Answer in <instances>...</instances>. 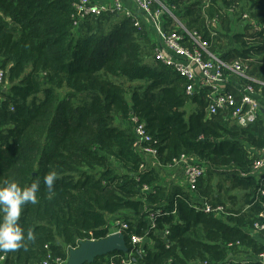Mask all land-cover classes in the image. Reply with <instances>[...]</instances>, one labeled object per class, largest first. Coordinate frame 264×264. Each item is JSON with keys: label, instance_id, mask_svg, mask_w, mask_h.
Instances as JSON below:
<instances>
[{"label": "trees", "instance_id": "16d2710c", "mask_svg": "<svg viewBox=\"0 0 264 264\" xmlns=\"http://www.w3.org/2000/svg\"><path fill=\"white\" fill-rule=\"evenodd\" d=\"M76 1L0 0L6 82L0 87V186L10 180L21 187L40 184L38 202L25 205L19 221L35 238L6 253L2 264H57V257L66 264L67 248L106 237L109 216L122 211L130 213L117 218L129 224V248L130 233L148 237L140 264H236L243 247L254 258L238 264H262L264 244L253 230L264 219V180L252 170L248 145L264 146V119L240 126L223 112L208 115L207 92L186 94L185 79L156 60V43L143 24L115 13L76 27ZM171 1L183 4L178 13L210 42L214 55L243 60L264 82V0L251 4L250 32L232 26L246 0ZM246 82L264 93L262 85ZM139 124L154 139L158 166L196 157L209 175H227L228 193L241 190L243 205L226 207L217 193L214 199L200 191L214 207H224L206 212L175 186L164 193L158 170L145 167L137 148ZM51 171L57 179L49 191L43 178ZM204 177L201 190L209 188ZM116 253L122 254L86 264H107Z\"/></svg>", "mask_w": 264, "mask_h": 264}, {"label": "built area", "instance_id": "2783aa9c", "mask_svg": "<svg viewBox=\"0 0 264 264\" xmlns=\"http://www.w3.org/2000/svg\"><path fill=\"white\" fill-rule=\"evenodd\" d=\"M76 17L74 26L79 27L88 19L98 18L107 14H123L135 21L136 24H149L157 35V44L154 56L167 67L178 72L186 81L185 92L188 96L207 92L208 115L223 112L227 118L240 126H248L255 123L264 111L261 103V91L255 84L247 83L246 80L255 82L264 87V82L258 81L249 74V66L241 59L226 61L210 51V42L203 38L196 30L188 28L178 19L168 5L162 0H77L74 3ZM167 16L172 27L164 21ZM239 77L241 83H232L230 76ZM5 78V71L0 68V87ZM232 84L237 92L228 89ZM1 128V127H0ZM137 148L146 155L151 156L157 164V150L150 143L154 141L143 124L136 129ZM144 143V144H143ZM183 165L185 179L192 190H197L200 180L206 175V168L194 160L191 156L183 155L170 166ZM146 167V166H145ZM264 169V146L257 150V156L253 160L252 170L254 173ZM264 180V175L261 176ZM264 182V181H263ZM264 195V183L260 190ZM198 203V202H197ZM196 203V205H197ZM201 206L206 212H222V205L213 206L208 201H201ZM158 214L161 212L158 211ZM260 216L264 217L262 212ZM156 213L150 212L148 218L151 228L156 229ZM108 235L123 233L126 237V229L129 224L124 219H117ZM256 230L264 231V219L254 224ZM166 233H169L167 230ZM107 235V236H108ZM146 234L130 233L132 249L127 252L112 254L107 264H140L138 257L142 256V246L146 243ZM6 258V253L0 252V264ZM264 264V251L258 256ZM67 261V260H66ZM57 264H64L60 257ZM41 264H51L45 259Z\"/></svg>", "mask_w": 264, "mask_h": 264}, {"label": "clouds", "instance_id": "9594fccd", "mask_svg": "<svg viewBox=\"0 0 264 264\" xmlns=\"http://www.w3.org/2000/svg\"><path fill=\"white\" fill-rule=\"evenodd\" d=\"M57 173L51 171L43 178L44 185L51 191ZM40 190L38 181H33L27 186L21 187L14 180L5 182L0 186V252H15L25 247V240H33L34 233L25 229L20 224V218L24 206L27 204L35 205L38 202L37 193Z\"/></svg>", "mask_w": 264, "mask_h": 264}, {"label": "rangeland", "instance_id": "374dc122", "mask_svg": "<svg viewBox=\"0 0 264 264\" xmlns=\"http://www.w3.org/2000/svg\"><path fill=\"white\" fill-rule=\"evenodd\" d=\"M163 1V0H162ZM166 4L169 5H172V6H175L176 7V12H173V14L178 18L180 19V21L186 25V21L185 19L180 15V13H178L179 11V8L183 6V4H174V2H172L171 0H165ZM164 2V1H163ZM253 0H246V2H241L239 5H238V9L236 10V17L235 19L232 21L233 22V29L234 30H241V31H245V32H250V31H254V29H250V28H246V25L251 21V14H250V11L252 10L251 9V4H252ZM180 12V11H179ZM238 15H240V17H238ZM165 21L169 22V19L167 16H165ZM145 23V22H144ZM143 24V23H142ZM148 26H146V25ZM143 24L144 27H146V29L151 33L152 35V41L154 43L157 42V38H156V35L154 32H151L150 30L152 29V27L145 23ZM187 26V25H186ZM222 27V24L221 22L219 23V29ZM153 30V29H152ZM226 41V40H224ZM154 59V56L152 55V57H149V60H153ZM5 83L6 82H3V84H1V87L2 86H5ZM195 107V105H193ZM191 107L189 106L188 110L190 109ZM143 161H144V164L146 167H154L158 170V173H159V181H158V184L162 187V189L164 190V193H167V186L168 185H171L172 187L174 186V180H173V175H174V169H172V167L168 166V167H161V166H158V164H156L153 159L151 158V156L149 155H146V154H143L141 155ZM196 159V158H195ZM197 160V159H196ZM206 177H204L203 181L207 182L206 179H208V185H209V188L207 189H203L202 190L200 189V191H202V193L208 195L209 197H215V193L219 194V193H222V195L225 193L228 194V189H226L227 185L230 184V180L228 179L227 175L226 174H213V175H209V173L207 172ZM227 177V178H226ZM225 191V192H224ZM221 201V200H219ZM223 202V201H222ZM225 203V201H224ZM226 205V203H225ZM226 207H230L229 205L226 206ZM127 214H130L128 211H122L121 213H118L117 215L115 216H109V228H112L115 221H116V218H119V217H124L125 218V215ZM115 220V221H114ZM70 248H67V252L69 251ZM244 250H240L239 253H243ZM107 256V255H105ZM96 260V259H95ZM95 262V261H94Z\"/></svg>", "mask_w": 264, "mask_h": 264}, {"label": "crops", "instance_id": "0c3cea01", "mask_svg": "<svg viewBox=\"0 0 264 264\" xmlns=\"http://www.w3.org/2000/svg\"><path fill=\"white\" fill-rule=\"evenodd\" d=\"M129 2H130V0H127V3L128 4H129ZM164 21H165V17H164ZM165 22H166V24L168 26H170V27L173 26V24L170 23V20H169V22H167V21H165ZM150 31L153 32L152 29ZM156 38H157V35H156ZM156 44H157V42H156ZM230 78H231L232 83H234V82L237 83V84L238 83H241V81H240L241 79L239 77L235 76V75H231ZM230 85L233 87L232 84H230ZM262 95H264V93H262ZM261 103L264 106V96L261 98ZM196 107H198V106L196 105ZM259 119H264V111H263V113H262V115L260 116ZM248 148H249V151H248L249 154L251 156H255L256 157L257 156V150L251 148L249 145H248ZM193 158H194L195 161H197L196 160L197 159L196 157H193ZM170 167H172V169H174V175H173L172 178L174 180L173 183H174L175 188H178V190H181L183 193L190 194L191 199L193 201H195V202H198L199 204H200L201 201H207L205 197L201 196L200 189L199 188H197V190L194 191L187 184V181L185 179V172H184L183 165H176V166H170ZM254 174L257 175V177H261L262 175H264V169H262L260 172L254 173ZM229 185L230 184L227 185L226 189L229 188ZM216 196L218 197V200H221V202L222 201L223 202L225 201L226 206L229 205L230 207L231 206L232 207H240L241 205H243V202H244L243 192L241 190H238V189L230 190V193H228L226 195H225V193L223 195H222V193H219V194H216ZM116 220H117V218H116ZM115 224L116 223H114V225ZM253 233L255 235V238L259 242H261V243L264 244V231H262V230H255L254 229L253 230ZM242 249L244 250V252L243 253H239V251H240L239 250L237 252L236 256H235V259L234 260H235L236 264H238V263H240L242 261L252 260L254 258L253 251L251 250L250 247H246V248L243 247Z\"/></svg>", "mask_w": 264, "mask_h": 264}, {"label": "water", "instance_id": "95a60500", "mask_svg": "<svg viewBox=\"0 0 264 264\" xmlns=\"http://www.w3.org/2000/svg\"><path fill=\"white\" fill-rule=\"evenodd\" d=\"M128 250L123 233H113L100 239H86L80 241L79 246L70 247L66 264L93 263L98 257Z\"/></svg>", "mask_w": 264, "mask_h": 264}]
</instances>
